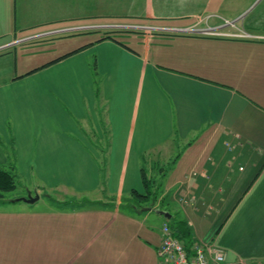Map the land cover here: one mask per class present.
Here are the masks:
<instances>
[{
	"label": "crops",
	"instance_id": "0c3cea01",
	"mask_svg": "<svg viewBox=\"0 0 264 264\" xmlns=\"http://www.w3.org/2000/svg\"><path fill=\"white\" fill-rule=\"evenodd\" d=\"M37 1L0 0V169L25 182L0 202V264H159L166 223L264 264V18L196 31L234 32L219 20L251 1ZM111 23L195 31L131 47ZM149 170L164 189L142 210Z\"/></svg>",
	"mask_w": 264,
	"mask_h": 264
},
{
	"label": "built area",
	"instance_id": "2783aa9c",
	"mask_svg": "<svg viewBox=\"0 0 264 264\" xmlns=\"http://www.w3.org/2000/svg\"><path fill=\"white\" fill-rule=\"evenodd\" d=\"M229 25H234L233 22H228ZM113 29H128V30H154V31H163L168 29L160 28H150V27H141L136 25H118L113 26ZM73 29L72 31H75ZM176 32H185V33H194L190 32L188 29H169L168 31ZM197 31V30H196ZM61 31H53L45 36L55 35ZM200 32V31H197ZM201 33V32H200ZM208 35L213 36H231L234 38H250L251 35L243 32L242 34L233 33V34H221L214 30L213 33ZM43 36V35H42ZM38 36V37H42ZM157 255L159 259V264H252L249 261H239L237 263H230L228 260L227 253L218 247L213 241H198L194 243L191 247H187L186 244L178 239L174 233V230L168 225L165 224L162 230V239L159 248L157 249Z\"/></svg>",
	"mask_w": 264,
	"mask_h": 264
},
{
	"label": "rangeland",
	"instance_id": "374dc122",
	"mask_svg": "<svg viewBox=\"0 0 264 264\" xmlns=\"http://www.w3.org/2000/svg\"><path fill=\"white\" fill-rule=\"evenodd\" d=\"M40 1H42L45 5H47L48 3H51L52 5H59L60 4V7H61V9H63L64 12L65 11H71L72 13H76V12H79L78 8H80V12H81L82 9L85 6H87L89 8L95 6L94 3L97 0H40ZM40 1H37V3L39 4ZM250 1L252 3V6L250 7L251 9H249L246 13H244L242 15H239V17H235V18L232 17L231 15H226L228 17V19H225V21L224 20H219V21H221L222 24H226L227 22H234V24H235L234 26H241V28H243V29H240L238 27L237 28L236 27H234V28L229 27L231 29V31H234L232 33L242 34L243 32H245L244 29H246V32H254L248 27L247 21H250L252 19L256 20L257 18H264V0H240L236 4V6H234V7H237L238 9H240V8L248 5ZM28 2H29V0H28ZM120 24H122V25H130V23H111L109 25L111 27H113V26H118ZM131 25H133V24H131ZM140 26H143V25H140ZM148 27H150V26H148ZM151 27H153V26H151ZM233 29H235V30H233ZM115 30L116 29H111L110 31H115ZM121 30L122 31H127V32H115V33H113V35H117L118 38L121 41L126 42V44L131 46V47L133 46L132 44H135L134 43L135 40H137L139 38L138 36H141V34L133 33L131 31L143 32V30L142 31H139V30H128V29H121ZM146 32L150 33L151 30H146ZM181 33H185V32H181ZM222 33H225V32H222ZM256 33H264V30L256 31ZM226 34H229V33H226ZM127 36L131 37L132 41H126L128 39ZM29 39H32V38H29ZM148 172H149V179L152 182V177H153L152 172H151V170H149ZM156 184H157V187L155 188L154 187L155 183L154 182L151 183V190L153 192H158V194H159L160 191H162L164 189L163 185H162L163 183H162V181H160L158 183L156 182ZM24 185H25V182L21 183L20 181H18V189L15 192L8 193L6 195L7 199L9 197H11L12 195H15V194L19 193V190ZM159 186H161L162 188L158 189ZM45 199H46L45 196H42L43 202L40 203L39 205H42V204L46 203L47 201ZM185 200H187V199H185ZM181 201L183 202L184 198L181 199ZM126 202L128 204H135V206H137V203H139L137 198H135L132 195H130L129 199ZM151 203H152V199L150 201H148L147 204L150 205ZM161 227H162V224H161ZM31 256L32 255H29V257H31ZM31 258L33 259V257H31Z\"/></svg>",
	"mask_w": 264,
	"mask_h": 264
},
{
	"label": "trees",
	"instance_id": "16d2710c",
	"mask_svg": "<svg viewBox=\"0 0 264 264\" xmlns=\"http://www.w3.org/2000/svg\"><path fill=\"white\" fill-rule=\"evenodd\" d=\"M106 39H114L113 36L106 35ZM151 181L145 178L144 175V184H145V194H140L137 191H133L132 196L137 198L139 203H137L138 208H144L143 204L147 203L152 199V201L157 200L156 192L151 190ZM18 189V178L17 175L13 172L5 171L0 169V202L7 200V194L10 192H15ZM139 210V209H138ZM178 227V228H177ZM176 237L183 241L186 246L189 248L194 243L192 242V235L187 227L182 228V224L176 225L173 229Z\"/></svg>",
	"mask_w": 264,
	"mask_h": 264
},
{
	"label": "water",
	"instance_id": "95a60500",
	"mask_svg": "<svg viewBox=\"0 0 264 264\" xmlns=\"http://www.w3.org/2000/svg\"><path fill=\"white\" fill-rule=\"evenodd\" d=\"M40 199L39 195H36L35 197L32 196V193L28 192V196L27 197H22V198H18L15 199V202H25L27 204H35L36 202H38ZM161 216L167 217L168 219L172 218V215L168 212L159 210L157 211Z\"/></svg>",
	"mask_w": 264,
	"mask_h": 264
},
{
	"label": "bare ground",
	"instance_id": "6f19581e",
	"mask_svg": "<svg viewBox=\"0 0 264 264\" xmlns=\"http://www.w3.org/2000/svg\"><path fill=\"white\" fill-rule=\"evenodd\" d=\"M189 31L192 32L191 29H189ZM197 31H200L201 33H204V34H209V33H213L214 29L208 28V29H202V30H197Z\"/></svg>",
	"mask_w": 264,
	"mask_h": 264
}]
</instances>
